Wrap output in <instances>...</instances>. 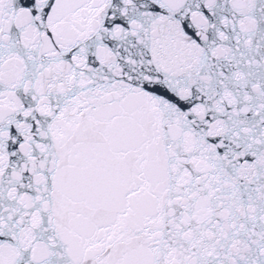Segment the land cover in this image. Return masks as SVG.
<instances>
[{
  "label": "snow or ice",
  "instance_id": "1",
  "mask_svg": "<svg viewBox=\"0 0 264 264\" xmlns=\"http://www.w3.org/2000/svg\"><path fill=\"white\" fill-rule=\"evenodd\" d=\"M0 264H264V0H0Z\"/></svg>",
  "mask_w": 264,
  "mask_h": 264
}]
</instances>
